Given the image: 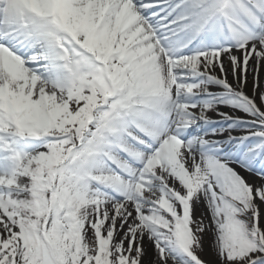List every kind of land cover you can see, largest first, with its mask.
I'll list each match as a JSON object with an SVG mask.
<instances>
[{"label":"snow or ice","instance_id":"snow-or-ice-1","mask_svg":"<svg viewBox=\"0 0 264 264\" xmlns=\"http://www.w3.org/2000/svg\"><path fill=\"white\" fill-rule=\"evenodd\" d=\"M0 264H264V0H0Z\"/></svg>","mask_w":264,"mask_h":264},{"label":"bare ground","instance_id":"bare-ground-1","mask_svg":"<svg viewBox=\"0 0 264 264\" xmlns=\"http://www.w3.org/2000/svg\"><path fill=\"white\" fill-rule=\"evenodd\" d=\"M197 211V214L199 213V209L196 210Z\"/></svg>","mask_w":264,"mask_h":264}]
</instances>
